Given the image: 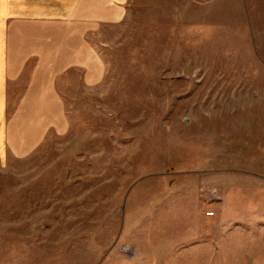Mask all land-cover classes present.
<instances>
[{
  "label": "rangeland",
  "instance_id": "374dc122",
  "mask_svg": "<svg viewBox=\"0 0 264 264\" xmlns=\"http://www.w3.org/2000/svg\"><path fill=\"white\" fill-rule=\"evenodd\" d=\"M243 3L131 0L89 36L102 81L69 72L66 130L0 163V264H264V1Z\"/></svg>",
  "mask_w": 264,
  "mask_h": 264
},
{
  "label": "crops",
  "instance_id": "0c3cea01",
  "mask_svg": "<svg viewBox=\"0 0 264 264\" xmlns=\"http://www.w3.org/2000/svg\"><path fill=\"white\" fill-rule=\"evenodd\" d=\"M130 6L131 0H0L1 164L32 153L49 131L66 130L58 82L71 71L80 87L102 81L105 62L89 36L122 23Z\"/></svg>",
  "mask_w": 264,
  "mask_h": 264
}]
</instances>
